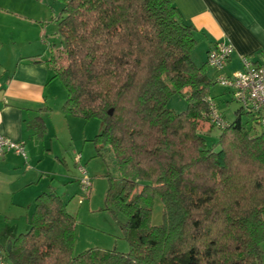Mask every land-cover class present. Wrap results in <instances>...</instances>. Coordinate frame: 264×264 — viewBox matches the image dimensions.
<instances>
[{
	"label": "trees",
	"instance_id": "1",
	"mask_svg": "<svg viewBox=\"0 0 264 264\" xmlns=\"http://www.w3.org/2000/svg\"><path fill=\"white\" fill-rule=\"evenodd\" d=\"M58 1L62 46L52 50L50 64L66 90L63 112L101 123L93 156L111 153L118 169V179L107 174L106 203L126 216L129 249L75 252L76 219L50 189L36 197L27 228L0 244L5 261L261 264L264 129L257 113L239 105L223 128L211 123L216 78L206 60L198 65L192 58L195 28L173 0ZM176 93L187 101L179 113L168 108ZM204 123L220 130L218 147L207 145ZM86 173L83 198L92 186ZM156 196L163 206L159 225L150 222Z\"/></svg>",
	"mask_w": 264,
	"mask_h": 264
},
{
	"label": "crops",
	"instance_id": "2",
	"mask_svg": "<svg viewBox=\"0 0 264 264\" xmlns=\"http://www.w3.org/2000/svg\"><path fill=\"white\" fill-rule=\"evenodd\" d=\"M173 2L181 19L195 28L201 62L205 63L207 52L216 42L233 45L232 54L222 68H212L211 76H229L240 70L242 56L253 62L264 61V0ZM30 5V0H0V135L22 142L27 151L26 158L14 151L0 157V211L8 208V224H1L0 244L27 228L36 197L50 189L58 193L54 182L66 177L59 175V168L70 172L69 163L75 166L78 155L82 164L83 150L92 143L86 126L80 124L86 120L63 112L66 90L61 80L53 77V49L44 54L32 44L35 27ZM222 88L226 95L223 100L230 107V90ZM66 130L69 147L60 139Z\"/></svg>",
	"mask_w": 264,
	"mask_h": 264
},
{
	"label": "rangeland",
	"instance_id": "3",
	"mask_svg": "<svg viewBox=\"0 0 264 264\" xmlns=\"http://www.w3.org/2000/svg\"><path fill=\"white\" fill-rule=\"evenodd\" d=\"M30 3L31 5L28 11L33 15L35 27L31 35L32 44L35 48H39L41 53L50 54L52 49H57L62 46V40L57 33L55 21L61 11L62 3L58 0H30ZM198 49L199 48L195 46L192 58L196 64L201 65L204 62L200 60L201 53L198 52ZM206 71L209 75L214 73V70L210 67H207ZM209 95L214 98L219 111L226 120L231 121L234 119V111L237 109L238 104L230 100L228 96L230 107L227 106V102L225 103V100H223L226 95L224 94L222 86L217 82L213 84L209 88ZM186 106V96L179 93L173 94L168 101V108L176 113L185 110ZM80 124L86 126L87 137L93 138L101 129V123L97 119L82 121ZM208 126V123L203 124V129H206L204 137L206 138L207 145L209 147L213 145L217 146L220 130L217 128L210 129ZM77 132L78 130H76L74 134L76 140L79 137ZM66 135L68 136L67 130L63 131V137H60V139H62V144L64 146L69 147L70 142ZM78 144L79 143H76V145ZM87 144L91 145H88L86 150H83L82 164L85 166L92 181L89 196L84 198L82 196L81 186L79 181L75 178H79L80 174L76 169V175V163L74 166L71 159V163H69V169L71 171L69 172L68 170L59 168V175L63 177L65 175L66 177L60 182H54V184H57L59 195L67 204L68 212L74 215L76 219L74 251L82 252L88 249H114L119 252H127L129 244L123 230L126 216L119 211L115 205L111 203L107 205L106 203V193L109 187L107 174L114 179H118V169L112 160L111 153H106L104 157H94L95 149L93 143ZM24 152L26 155L27 151L25 147ZM67 152H69V150ZM68 176L73 177L68 181ZM7 210L8 208H5L3 211H0V231L2 230L1 224H3V222L8 224V222H5ZM150 222L153 225H159L163 222V206L158 196H156L153 201ZM3 226H5V224H3ZM260 250L261 264H264V241L260 244Z\"/></svg>",
	"mask_w": 264,
	"mask_h": 264
},
{
	"label": "built area",
	"instance_id": "4",
	"mask_svg": "<svg viewBox=\"0 0 264 264\" xmlns=\"http://www.w3.org/2000/svg\"><path fill=\"white\" fill-rule=\"evenodd\" d=\"M233 52V45L230 42H217L207 53L206 63L209 67L219 70L224 62ZM242 68L232 72L231 75H218L216 82L230 90L232 99L244 110L257 113L259 116V124L264 129V61L253 62L247 56L241 57ZM209 102V118L211 123L218 127H224L227 122L223 118L218 106L210 97ZM8 151L26 158L24 146L22 142L14 141L8 137L0 135V157ZM80 156L75 157L78 163ZM78 170L82 175V190H85L89 184V179L85 168L79 164ZM0 264H9L0 254Z\"/></svg>",
	"mask_w": 264,
	"mask_h": 264
},
{
	"label": "water",
	"instance_id": "5",
	"mask_svg": "<svg viewBox=\"0 0 264 264\" xmlns=\"http://www.w3.org/2000/svg\"><path fill=\"white\" fill-rule=\"evenodd\" d=\"M109 113H111V110L109 111ZM9 247H10V244H7V248L9 249Z\"/></svg>",
	"mask_w": 264,
	"mask_h": 264
}]
</instances>
